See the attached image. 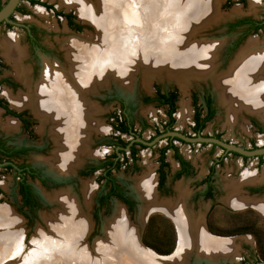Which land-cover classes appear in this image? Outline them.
Masks as SVG:
<instances>
[{
    "label": "bare ground",
    "instance_id": "6f19581e",
    "mask_svg": "<svg viewBox=\"0 0 264 264\" xmlns=\"http://www.w3.org/2000/svg\"><path fill=\"white\" fill-rule=\"evenodd\" d=\"M219 1L63 0V5L74 8L97 36L67 39L61 47L66 67L45 61L40 80L33 86L34 98H11L13 106L28 104L43 120L55 122L52 130L57 136L56 149L50 165L56 164L57 174L74 173L88 155V134L100 128L93 118L97 109L87 100L88 95L111 83L128 89L136 75H141L146 84L152 78L167 79L182 93L193 80H210L218 100L227 106L228 118L233 120L237 112L245 110L264 119V44L259 45L255 39L247 41L226 71L217 74L222 42L193 39L197 30L224 20H220L224 16L218 12ZM1 47L23 84L32 90L29 71H21L19 66L22 50L13 39ZM187 113V105L182 103L178 118L183 119ZM8 126L14 128L11 123ZM244 180L254 181L247 174ZM136 182L135 189L148 201L140 206L137 222L142 224L154 204L150 198L153 178L148 174ZM238 190L237 186L229 187L232 207L246 202L238 197ZM71 193L60 190L43 194L56 206L51 213L40 215L45 228H35L28 255L23 252L20 218L8 207H0V264H185L191 253L197 261L209 263L234 256L233 241L207 236L199 221H191L187 211L176 209L172 212L179 235L176 253L157 260L158 255L140 243L136 227L119 206H114L111 218L104 220L102 238L94 240L89 251L82 241L90 228L85 210L89 208L91 187H81L85 210ZM257 208L264 212V202Z\"/></svg>",
    "mask_w": 264,
    "mask_h": 264
},
{
    "label": "flooded vegetation",
    "instance_id": "af4514ba",
    "mask_svg": "<svg viewBox=\"0 0 264 264\" xmlns=\"http://www.w3.org/2000/svg\"><path fill=\"white\" fill-rule=\"evenodd\" d=\"M22 2L52 12L58 19L63 18L65 27L74 34L82 30L79 23L74 20L72 13L58 11L52 5L39 0H20L15 11L8 18L9 22H2L0 25L4 24L8 29L19 28L31 49L38 48L42 53L45 51L36 26L28 23L19 24L14 21L15 14L23 11ZM4 5H0V9ZM263 29L264 15L258 18H238L227 23L225 30L228 34H235L238 30L241 33L228 44L223 40V47L218 53L220 65L217 69L220 70L224 67L222 70H225L234 58L233 53L242 40L249 34H259ZM13 39L19 45L18 39ZM64 43H57L63 57H61V61L55 62L66 67L65 51L61 48ZM21 50L23 49L21 48ZM38 58L41 59L40 56H37L36 60ZM42 58L47 62L48 59ZM22 62L23 58L19 62L21 71H29L23 67ZM7 63L13 68L16 77L0 78V93L2 84L7 86L6 95L0 94V125L4 124V127L0 126L2 131L0 133V170L14 174V192L26 221L29 219V213L38 208H54L56 206L55 202L51 203L53 206L48 203L43 194L64 190L62 187L65 184L76 181L80 186L79 194L83 199L81 187L86 184V179H91L90 186L93 187V190L89 208L85 210L83 201L79 202L86 211L90 222L87 237L95 233V239L101 238L103 221L111 218L115 207L119 206L126 218L128 217V222L137 227L139 241L142 245L144 241H155L154 253L156 255L173 256L176 253L179 235L172 212L182 209L178 212L187 211L189 219L199 221L207 236L231 240L235 245L232 259L220 257L219 260L209 263L204 259L197 261L195 253H191L185 264H264V212L257 208L259 203L264 202V178L255 182H246L244 176L234 180L228 173L222 179L218 175V169L223 166V162L227 158H239L242 166L248 159H256V166L260 167L264 166V155L246 158L226 152L212 143H187L174 136H165L167 133H176L189 139L211 138L248 151L264 147V145L257 146L252 143L248 148L238 143H232L220 134L211 135L204 132L206 125L216 114L213 90L216 91L210 80H204L210 83L212 87L210 90H204L200 98L196 91H192L189 100L184 101L188 108L184 120L178 118L181 90L177 87L162 90L158 86H154L149 91L151 94L143 95L140 100L142 104L148 102L154 104L149 107L151 108L149 112L143 114L137 112L138 105L117 96L116 93H123L122 90L118 89L110 93L111 89L109 88L96 89L94 94L88 95L87 100L97 109L93 118L100 124V128L88 134V155L83 156L84 158L75 168L74 173L60 176L56 173L58 169L56 164L50 165V159L56 149L55 139L57 136L52 130L55 122L43 120L35 111H32L28 104L20 108L12 105L11 98H24L25 96L34 98V88L31 79H29V73L27 78L32 90L23 84L12 61L9 62L5 59L0 45V67H4V64L7 65ZM54 63L53 65H55ZM186 92L187 90L184 94ZM111 96L115 97L114 105L107 103ZM249 121L250 128L257 133H264V129L253 119ZM8 123H11L14 128L9 127ZM180 125H184L186 129L180 128ZM16 130L24 135L27 142L36 139L38 135L41 136L45 140L44 145L39 149L42 154L32 157L31 161L16 162L18 159L26 158L34 147L31 145L16 146L9 143L10 134ZM194 146L210 147L211 152L208 155L211 158L204 169L197 167L200 163V155L194 159L195 162L192 159L197 155L191 151ZM182 149L184 150L182 151ZM214 149H219L220 153L213 156L212 150ZM146 151L148 152L147 156L153 159V163L147 167L140 164ZM117 173H121L124 177L129 173L131 177L129 182L132 185H126L125 178L116 176ZM148 174L153 178V190L150 198L154 204L149 210L145 208L148 211L143 223L138 224L140 206L141 204L142 206L146 205L148 201L147 197H143L135 189L134 183ZM86 185L88 186V184ZM231 186H237L238 197L246 199L243 206L232 207L229 205L228 190ZM5 194V190L0 186V197ZM217 208L218 210H216Z\"/></svg>",
    "mask_w": 264,
    "mask_h": 264
},
{
    "label": "rangeland",
    "instance_id": "374dc122",
    "mask_svg": "<svg viewBox=\"0 0 264 264\" xmlns=\"http://www.w3.org/2000/svg\"><path fill=\"white\" fill-rule=\"evenodd\" d=\"M6 1L7 0H0V5L5 4ZM39 1L52 5L58 11L72 13L74 16V20L77 23H79L82 30L81 32L74 34L73 32H71L65 27L66 26L65 20L63 18L58 19L52 14V12L45 11L39 6H29L26 2H22L21 8L23 11L21 13L15 14L14 21L19 24L28 23V24H32L36 26L39 32V36L41 38V41H40L41 45L44 47V50H45L42 53L41 50L38 48L36 50L29 48L27 44V40L24 38V34L19 28L15 27L13 29H8L6 26H4V24L0 25V45L3 42L9 41L10 39H13V38L18 39V41L20 42L18 46L23 49L22 50L23 62L21 64L23 65L24 68L29 70L30 79H31L33 86H35V84H37L38 81L40 80V73H41L42 66H43L41 65V63L45 62L44 58L42 57H45L46 59H48L47 62L51 63L52 65L55 61L56 62L61 61V57H63V54L61 53V50L59 46L57 45V43L66 42L67 39L69 40L70 38H77V39L80 38L81 40L82 39L84 40V38L91 39V37L97 36V32L94 30V28L90 24L85 23L79 17V15L77 14L74 8L72 7L67 8L63 5V0H39ZM90 1L95 2V0H90ZM219 3L220 4H219L218 12L219 14L222 13V15L224 16L220 18V20L223 18L224 20L220 21L215 26L213 25L212 27H209V28L204 27L205 29L203 28V30H197L195 32L196 36L194 35L193 37V39L195 38L194 40L209 39L211 41H220V42L222 41V47H223L224 41L227 42L228 44V42L235 40L236 36L239 33H241V31L238 30L237 32H235V34L234 33L228 34V32H226L225 30V25L227 23H229L230 21L236 20L238 18H248V17L258 18L261 15H264V0H244L243 2H241L240 0H220ZM254 39L257 41V43H259V45L262 46L264 44V29L259 34L247 35L242 40L237 50L233 53V57L236 58L239 51L248 43L247 41L254 40ZM222 47L220 48V51ZM37 56H40L41 59L39 60L38 58L36 60ZM233 59L229 62V64L233 61ZM219 65H220V62H219V54H218V58H217V68L218 69H219ZM218 69L216 70V72L217 74H220L226 71L227 68L225 70H222L224 69V67L220 68V70ZM12 76L16 77L15 72L13 71V68L11 67L9 63H7V65L4 64V67H0V78L1 77L13 78ZM135 77L136 78L133 79L134 81L133 85L129 87L128 89L119 88L117 87V85L113 83H111L110 86H108L107 88L111 89L110 93H112V91L114 90H118V89L122 90L123 93L118 92L116 93L117 96L123 99L125 98L129 102L131 101L133 104L138 105L137 112H139L140 114L146 113L147 111L149 112V109H151L149 107L154 105L152 102L142 104L140 101L143 95L151 94V92L149 91H151L154 88V86H158L162 90L176 88V87L179 88L176 83L171 82L167 79L152 78L151 80H149V82L147 81V84H146V82L144 83L141 75H136ZM191 82L192 83L190 84V86H188V88L186 87L185 89L187 90L186 94L182 93L181 91V95H179L180 108H181L182 103L186 104V102L184 101L189 100L190 92L196 91V93L198 94L200 98L204 90L206 89L210 90V88H212L210 83L204 80L197 79ZM145 85L147 87H145ZM1 88H2L1 90L2 92L0 94H3V96L6 95L5 89L7 88V86L2 84ZM213 95L215 99L216 114L214 118L206 125V128L204 130L205 133L211 134V135L220 134L222 135L224 139L232 143H238L248 148L251 146L252 143H254L257 146L264 145V133H257L254 129L250 128L248 125V123L250 122L249 120L253 119L259 126H261L264 129V119L262 120L257 115L251 114L245 110H241L237 112V114L234 115L233 120H231L230 118H228L229 111L227 110V106L223 105L218 100V97L216 96V92H214V90H213ZM107 103L108 105H114L116 103L115 97L111 96V98L109 99V102ZM157 110L160 111L161 109H157ZM185 118L186 117L180 120H184ZM1 127H4V124ZM179 127L182 129H186L184 125H180ZM0 133H2L1 130H0ZM9 139H10L9 143L14 144L16 146H25V145L34 146L32 148V151L28 153L26 158H21L16 161L18 163L23 162V161H31L32 157L42 154L40 153L39 149L41 148L42 145H44L45 140L39 135L38 137H36V139L29 140L27 142L25 140L24 135L20 132H17L16 130L10 134ZM183 150L184 149H182V151ZM191 151L192 153L197 154L195 155V157L194 156L192 157L194 162H195L194 159L196 157H199L200 155L199 157L200 163L198 164L197 167L201 169H204L205 167H207V164L209 163L210 158H211V156L208 155L211 152L210 147L209 146H206V147L194 146L191 149ZM212 153H213V156H215L216 154H219L220 151L219 149H214L212 150ZM147 154L148 152L146 151V154L143 155V158L141 160L142 163H140L142 166H145V167L150 166L153 163V159L148 157ZM256 164H257L256 159H248L247 161H245V163L242 166L239 158H227L226 160H224L223 166H221V168L218 169L219 170L218 175H219V178L222 179V177L225 176L226 173H228L232 175L234 180H237V179H241L243 176L245 177L247 174L248 176H252L255 182L258 179L264 178V166L262 165L260 167H257ZM116 176L125 178L124 182L126 183V185L128 186L132 185L129 182V179L131 178L129 173H127L125 177L124 175H121V173L120 174L117 173ZM86 180H87L86 184L90 186L91 179L90 180L86 179ZM135 183L137 184L136 181ZM14 185H15L14 174L12 172H5V171L0 170V186L6 192V194L3 197H0L1 198L0 207L2 206L8 207L11 211H13V213L16 216L20 218L21 223H22L20 227L24 235L23 236V248H24L23 252L25 255H28L30 248H31L30 241H31L32 236L35 233V228L39 227V225H41L40 226L41 228L43 229L45 228V226L41 222L40 214L43 213L47 215L52 212L53 208L51 207L38 208L32 213H29L28 215L29 219L28 221H26L22 212L20 211L18 198L14 192V189H15ZM90 187H91V193H92L93 187L92 186ZM62 189L70 193L73 191L72 193H74V196H76L77 200H79L78 202L81 203L83 201V199L81 198L79 194L80 186L76 181L68 182L62 187ZM216 210H218V208ZM218 217H219V214H218ZM94 236H95V233H92L88 237L86 236L87 238L85 237V239H83L82 241L83 245L86 246L87 249H89V251L90 250L92 251L91 246H93V243L96 241ZM146 243L147 244L144 243L143 246L149 249L150 251L154 252L153 247L155 246L156 242L148 241ZM177 247H178V244H177Z\"/></svg>",
    "mask_w": 264,
    "mask_h": 264
},
{
    "label": "water",
    "instance_id": "95a60500",
    "mask_svg": "<svg viewBox=\"0 0 264 264\" xmlns=\"http://www.w3.org/2000/svg\"><path fill=\"white\" fill-rule=\"evenodd\" d=\"M19 1L20 0H8L5 3V5L0 9V23H2V22L8 23L9 22L8 18L15 11ZM219 4H218V10H219ZM165 136H171V137L174 136V137L181 139L182 141L187 142V143H197V142H199V143H212V144H215V145L219 146L220 148L224 149L226 152H232V153H235L239 156L246 157V158L259 157V156L264 155V147L248 151V150H245L243 148H240V147H237V146H234L231 144H226L222 141H219L216 139H211V138L189 139V138H185L182 135L176 134V133H167ZM161 258H162V256H158L157 260H160ZM165 264H167V262Z\"/></svg>",
    "mask_w": 264,
    "mask_h": 264
},
{
    "label": "trees",
    "instance_id": "16d2710c",
    "mask_svg": "<svg viewBox=\"0 0 264 264\" xmlns=\"http://www.w3.org/2000/svg\"><path fill=\"white\" fill-rule=\"evenodd\" d=\"M241 1H243V0H241ZM146 242H148V241H144L145 244H147ZM153 248H154V247H153Z\"/></svg>",
    "mask_w": 264,
    "mask_h": 264
}]
</instances>
